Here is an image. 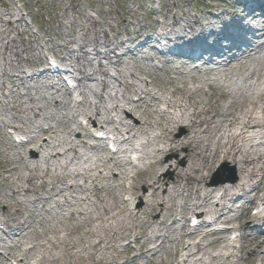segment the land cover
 <instances>
[{
    "label": "bare ground",
    "instance_id": "obj_1",
    "mask_svg": "<svg viewBox=\"0 0 264 264\" xmlns=\"http://www.w3.org/2000/svg\"><path fill=\"white\" fill-rule=\"evenodd\" d=\"M249 3L242 18L218 3L201 17L186 12L180 18L172 3L153 28L155 36L135 24L132 32L125 25L123 33L114 30L113 37L86 15L84 24L76 23L83 32L78 39L75 23L60 21L56 40L36 52L18 41L16 24L23 15L0 0V230L6 236L0 237V264H264V213L255 220L243 215L255 201L264 205V56L257 58L264 50V28L259 29L264 1ZM77 7L74 2L64 13ZM209 35L229 42L209 46L203 67L232 63L234 49L251 48L260 36L261 42L219 78L211 72L206 78L194 75L196 66L190 70L183 59L169 67L174 59L168 58L161 74L150 64L132 62L142 56L138 49L155 50L163 39L193 53L198 46L179 42L197 37L205 47ZM126 47L131 62L124 63L116 52ZM47 53L73 77L80 97L75 105L60 73L42 68ZM149 54L142 58L161 62ZM49 89L54 90L45 94ZM95 123L111 134L118 150L109 160L91 158L108 151L94 137ZM6 129L26 142L14 145ZM129 152L138 154L139 167L125 159ZM167 154L174 156L170 162L164 161ZM219 161L234 165L237 181L205 187ZM127 167L135 169L134 176ZM190 215L199 223L192 232ZM223 225L238 232L237 246L226 242L227 230L202 232ZM129 239L134 247L126 244L121 255H107Z\"/></svg>",
    "mask_w": 264,
    "mask_h": 264
},
{
    "label": "rangeland",
    "instance_id": "obj_2",
    "mask_svg": "<svg viewBox=\"0 0 264 264\" xmlns=\"http://www.w3.org/2000/svg\"><path fill=\"white\" fill-rule=\"evenodd\" d=\"M10 8L17 9V6L20 7L22 14L25 16V20L22 23H19V27L17 26L18 30L23 31L27 27L30 32H35L43 37L44 41H49L51 38L56 40L55 35L58 33V29L56 28L58 23L61 21L62 23H69L74 22V36L76 39L79 38L83 33L77 28L76 23L84 24L85 16L90 15L95 20L99 21L100 27H97V30H104L110 36L115 37L114 30H119V33H123L124 25L127 27L126 32L133 31V25L140 24L141 27L147 29H151L155 26V22L157 19L163 20L166 14V9L172 3H175L176 8L173 10L181 15L183 12H188L191 15L199 14L201 17V13L206 11L207 6L214 5L215 2L220 4L221 6H228V10H234V3L233 0H4ZM15 4H14V2ZM62 1V2H61ZM75 2L77 5V12L75 10L68 11L66 14L64 10L66 7H69L71 4ZM60 3V4H59ZM157 11L162 12L161 15H156ZM85 15V16H84ZM204 16V15H203ZM202 16V17H203ZM17 17V16H16ZM33 22L34 26L41 27L39 31L33 27L30 23ZM54 23V24H53ZM66 24V25H67ZM110 26V27H109ZM39 28V27H38ZM28 43L31 41L30 45L32 48L40 49L39 41H33L27 37L26 34H22L18 41ZM155 64L156 69H161V65L159 63ZM255 66V65H254ZM137 73L139 74L138 70ZM158 74H161V70H159ZM150 80V78H149ZM147 80V81H149ZM166 89H172L164 83ZM93 99L89 96V100ZM84 108L81 107L80 110L82 111ZM64 113V111H63ZM55 121H50V123L56 126V119ZM80 122H85L82 118L79 119ZM15 123H17L15 121ZM19 124V123H18ZM75 127V125H72ZM114 125L108 124V128H112ZM1 141V140H0ZM89 143H93L92 140H89ZM0 152L2 149L0 148ZM3 154V153H2ZM97 157H102L103 159H108L109 154L106 152L99 151L97 154L92 155V159H96ZM174 158L173 155L167 154L164 156L165 162H170ZM181 166H184V162L181 163ZM221 170L222 174L220 177L214 175ZM236 173L234 170V166L230 163H218L216 167H213L208 174L206 179V184L214 186L215 184L220 185L221 182H228L232 175ZM133 175V173H131ZM205 174V173H204ZM118 175V172L115 171V176ZM169 179H172V171H169L167 174ZM141 193H146L147 189L144 186H140L139 188ZM137 202V201H136ZM177 203L181 201L177 199ZM48 206H52V204H48ZM2 210V208H1ZM1 212V211H0ZM154 219L158 218L155 214ZM50 216H47V219H50ZM252 218V217H251ZM254 218V217H253ZM131 240V239H130ZM128 241V240H127ZM127 241H121V243H117L116 248L114 251H109L107 253L108 256L116 257L121 255L123 251V247ZM84 255V254H83ZM248 255V254H246ZM34 258V257H33ZM36 259V258H34ZM33 260V259H32ZM71 264H74L73 262Z\"/></svg>",
    "mask_w": 264,
    "mask_h": 264
}]
</instances>
